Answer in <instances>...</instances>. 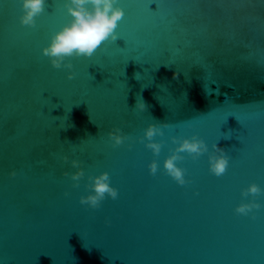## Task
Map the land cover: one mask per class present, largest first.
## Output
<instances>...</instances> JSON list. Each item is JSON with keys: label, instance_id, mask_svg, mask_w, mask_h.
Instances as JSON below:
<instances>
[{"label": "water", "instance_id": "obj_1", "mask_svg": "<svg viewBox=\"0 0 264 264\" xmlns=\"http://www.w3.org/2000/svg\"><path fill=\"white\" fill-rule=\"evenodd\" d=\"M65 2L26 26L20 0H0V264H264V0H117V39L67 58L71 80L41 54L71 20ZM149 123L169 125L158 155ZM116 128L127 139L113 147ZM193 134L228 167L180 153L178 185L170 137ZM101 172L117 198L80 204ZM250 183L262 192L242 196ZM249 200L261 207L234 211Z\"/></svg>", "mask_w": 264, "mask_h": 264}, {"label": "clouds", "instance_id": "obj_2", "mask_svg": "<svg viewBox=\"0 0 264 264\" xmlns=\"http://www.w3.org/2000/svg\"><path fill=\"white\" fill-rule=\"evenodd\" d=\"M45 0H20L22 14L19 22L22 25L33 26L34 18L42 11ZM64 7L67 14L71 17L70 22L57 31L49 40L47 46L41 49V54L46 56L50 65L55 69H66L67 78L73 79L71 63H66L70 57H91L94 52L108 40L117 39L115 29L117 22L124 15L123 10L117 6V0H66ZM178 77V73H173V79ZM135 108L143 112L146 105L142 100H138ZM167 123H149L143 131V140L146 141L145 147L150 149L154 155L160 152L161 144L154 142V136H162V128H167ZM113 147L123 143L126 136L121 134L119 128L107 132ZM175 147L171 150L163 161V169L178 185H184L187 181L184 178V169L177 166V161L183 157L180 153H187L193 159L198 158L204 153H208V168L215 176H221L225 173L229 158L224 150L213 144L211 152L205 142L193 134L190 138L170 137ZM62 159L67 161L68 157ZM71 165L76 169L71 173V180L78 182L84 175L80 167V162L73 159ZM150 174L157 172L156 161L148 164ZM10 175H15L11 173ZM64 175H68L64 173ZM90 183L86 185L88 194L80 197V204L87 205L89 208L96 209L100 202L106 197L116 199L117 190L111 186L110 177L107 172H101L98 175L89 177ZM78 186L76 183L73 187ZM262 189L256 183H250L245 189L241 190L242 196H252L260 194ZM67 195V193H65ZM261 205L254 200L238 204L234 211L240 215H248L254 209H259ZM254 218V217H253Z\"/></svg>", "mask_w": 264, "mask_h": 264}, {"label": "snow or ice", "instance_id": "obj_3", "mask_svg": "<svg viewBox=\"0 0 264 264\" xmlns=\"http://www.w3.org/2000/svg\"><path fill=\"white\" fill-rule=\"evenodd\" d=\"M159 6H163V5H162V3H160V5H159ZM84 58H90V57H84Z\"/></svg>", "mask_w": 264, "mask_h": 264}]
</instances>
